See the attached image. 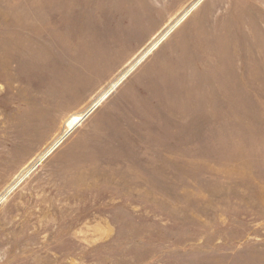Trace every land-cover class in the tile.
I'll use <instances>...</instances> for the list:
<instances>
[{"label":"rangeland","instance_id":"374dc122","mask_svg":"<svg viewBox=\"0 0 264 264\" xmlns=\"http://www.w3.org/2000/svg\"><path fill=\"white\" fill-rule=\"evenodd\" d=\"M0 264H264V0H0Z\"/></svg>","mask_w":264,"mask_h":264},{"label":"bare ground","instance_id":"6f19581e","mask_svg":"<svg viewBox=\"0 0 264 264\" xmlns=\"http://www.w3.org/2000/svg\"><path fill=\"white\" fill-rule=\"evenodd\" d=\"M99 103H100V101L97 103V105H98ZM95 107H96V104H95V105H94L89 111H91V110H92L93 108H95ZM89 111H88V112H89ZM88 112H87V113H88ZM87 113L84 114V115L82 116V120H83V118L85 117V115H87ZM82 120H81V121H82ZM71 130H72V129H70L68 132H70Z\"/></svg>","mask_w":264,"mask_h":264}]
</instances>
